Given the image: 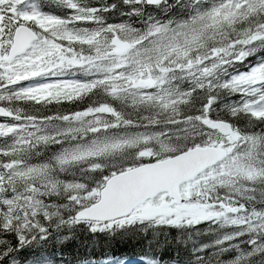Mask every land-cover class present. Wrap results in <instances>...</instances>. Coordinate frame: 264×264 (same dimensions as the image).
I'll list each match as a JSON object with an SVG mask.
<instances>
[{
  "label": "snow or ice",
  "instance_id": "6c2138e0",
  "mask_svg": "<svg viewBox=\"0 0 264 264\" xmlns=\"http://www.w3.org/2000/svg\"><path fill=\"white\" fill-rule=\"evenodd\" d=\"M149 232L264 264V0H0V264Z\"/></svg>",
  "mask_w": 264,
  "mask_h": 264
},
{
  "label": "trees",
  "instance_id": "16d2710c",
  "mask_svg": "<svg viewBox=\"0 0 264 264\" xmlns=\"http://www.w3.org/2000/svg\"><path fill=\"white\" fill-rule=\"evenodd\" d=\"M151 239V232L147 237L136 236L125 239H119L113 241L110 246L102 247L100 251L96 252L95 255L100 257L102 254L115 255L121 258L127 257L129 261H138V257L145 251L144 245L145 240ZM104 238L101 237V244H103Z\"/></svg>",
  "mask_w": 264,
  "mask_h": 264
},
{
  "label": "rangeland",
  "instance_id": "374dc122",
  "mask_svg": "<svg viewBox=\"0 0 264 264\" xmlns=\"http://www.w3.org/2000/svg\"><path fill=\"white\" fill-rule=\"evenodd\" d=\"M132 264H140V263H132Z\"/></svg>",
  "mask_w": 264,
  "mask_h": 264
}]
</instances>
